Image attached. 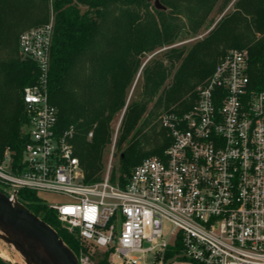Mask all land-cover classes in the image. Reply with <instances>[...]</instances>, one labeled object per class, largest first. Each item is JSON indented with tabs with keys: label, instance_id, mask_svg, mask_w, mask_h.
<instances>
[{
	"label": "built area",
	"instance_id": "2783aa9c",
	"mask_svg": "<svg viewBox=\"0 0 264 264\" xmlns=\"http://www.w3.org/2000/svg\"><path fill=\"white\" fill-rule=\"evenodd\" d=\"M51 19L19 35V51L39 76L22 92L29 118L21 160L15 164L7 149L0 162L3 192L17 200L21 189L65 195L66 202L45 203L111 264L114 256L138 264L131 254L154 250L153 264H264V89L251 87L247 51L229 48L191 109L161 114L170 143L139 162L125 186L110 181L119 124L103 178L87 183L74 128L58 131L49 99ZM76 255L78 264H95L82 248Z\"/></svg>",
	"mask_w": 264,
	"mask_h": 264
},
{
	"label": "trees",
	"instance_id": "16d2710c",
	"mask_svg": "<svg viewBox=\"0 0 264 264\" xmlns=\"http://www.w3.org/2000/svg\"><path fill=\"white\" fill-rule=\"evenodd\" d=\"M160 1L165 9L146 0H0V162L7 149L15 164L21 160L29 118L22 92L39 76L37 63L19 51V35L47 22L51 3L49 99L58 110V131L74 128L87 183L103 178L120 117L112 183L125 186L139 162L162 154L170 137L161 114L195 106L197 87L229 48L247 51L251 87L264 89V0ZM232 1L233 9L223 13ZM214 12L223 15L203 38L175 45L195 36ZM18 199L75 254L82 248L92 257L96 249L61 228L38 192L21 189ZM101 257L98 264H111L107 251ZM0 264L12 262L0 258Z\"/></svg>",
	"mask_w": 264,
	"mask_h": 264
},
{
	"label": "water",
	"instance_id": "95a60500",
	"mask_svg": "<svg viewBox=\"0 0 264 264\" xmlns=\"http://www.w3.org/2000/svg\"><path fill=\"white\" fill-rule=\"evenodd\" d=\"M146 1L157 9L166 8L160 0ZM0 238L13 245L26 264H78L77 255L54 227L1 190Z\"/></svg>",
	"mask_w": 264,
	"mask_h": 264
},
{
	"label": "rangeland",
	"instance_id": "374dc122",
	"mask_svg": "<svg viewBox=\"0 0 264 264\" xmlns=\"http://www.w3.org/2000/svg\"><path fill=\"white\" fill-rule=\"evenodd\" d=\"M233 1L228 5V7L223 11V13H225L228 10L233 9V5H232ZM51 4H49V7H48V12L49 11L50 12H49V20H47V22L52 20L51 18H52L53 13H52ZM223 13L218 14V12H214L211 16V21H207L206 23H204L202 25L200 31L195 36L190 37L189 39H187L183 42L177 43L175 45H177V46L188 45L191 42H194V41H197L198 39L203 38L210 31V29H212L215 26V24L221 18ZM47 22H45V23H47ZM150 57H151V55H148L146 57V59H148ZM139 76H140V73L137 76V80H138ZM141 82H142V79L139 80V83H138V86H137V89L135 92L136 94H139L141 91V88H142ZM120 119H121V117L115 123V129L117 128L118 124H120ZM110 148H111V145H109V147L107 149V156H108L109 151H111ZM38 195L40 197H42V200L44 202H46L47 204H57V203H62V202L68 201V198L65 195L58 194V193L40 191V192H38ZM168 226H169V224L166 223L165 227L167 228ZM60 227L65 229L61 225H60ZM165 238H167L166 235H165ZM91 252L92 253L94 252L92 257H91V260L95 264H98L99 260L102 258L100 251L96 249L95 251H91ZM155 253H156V251L154 250V251H149L145 254L134 253V254H131V256H133V258L137 259L138 264H153L155 262V255H156ZM20 257H21V254L14 248L13 245L6 243L2 238H0V258H2L5 261H8L10 263L12 262V264H26V262L23 261ZM120 262H121V259L118 258L117 256H114V264H120Z\"/></svg>",
	"mask_w": 264,
	"mask_h": 264
},
{
	"label": "bare ground",
	"instance_id": "6f19581e",
	"mask_svg": "<svg viewBox=\"0 0 264 264\" xmlns=\"http://www.w3.org/2000/svg\"><path fill=\"white\" fill-rule=\"evenodd\" d=\"M20 258H21L23 261H25V260H24V258L22 257V255H21V257H20ZM25 262H26V261H25ZM25 262H24V263H25Z\"/></svg>",
	"mask_w": 264,
	"mask_h": 264
}]
</instances>
